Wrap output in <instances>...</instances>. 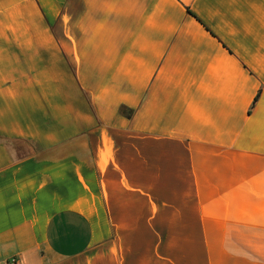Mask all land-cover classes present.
<instances>
[{
    "label": "crops",
    "instance_id": "crops-1",
    "mask_svg": "<svg viewBox=\"0 0 264 264\" xmlns=\"http://www.w3.org/2000/svg\"><path fill=\"white\" fill-rule=\"evenodd\" d=\"M11 257L264 264V0H0Z\"/></svg>",
    "mask_w": 264,
    "mask_h": 264
},
{
    "label": "built area",
    "instance_id": "built-area-1",
    "mask_svg": "<svg viewBox=\"0 0 264 264\" xmlns=\"http://www.w3.org/2000/svg\"><path fill=\"white\" fill-rule=\"evenodd\" d=\"M5 264H17V259L15 257H11Z\"/></svg>",
    "mask_w": 264,
    "mask_h": 264
},
{
    "label": "trees",
    "instance_id": "trees-1",
    "mask_svg": "<svg viewBox=\"0 0 264 264\" xmlns=\"http://www.w3.org/2000/svg\"><path fill=\"white\" fill-rule=\"evenodd\" d=\"M257 97H258V94L256 95V97H255V99H254V100H256V99H257Z\"/></svg>",
    "mask_w": 264,
    "mask_h": 264
}]
</instances>
